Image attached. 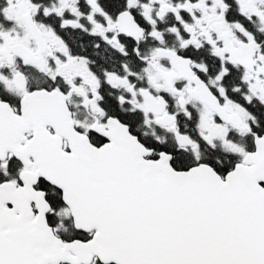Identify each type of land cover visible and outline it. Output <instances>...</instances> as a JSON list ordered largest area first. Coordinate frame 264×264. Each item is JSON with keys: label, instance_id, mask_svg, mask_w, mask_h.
<instances>
[{"label": "snow or ice", "instance_id": "snow-or-ice-1", "mask_svg": "<svg viewBox=\"0 0 264 264\" xmlns=\"http://www.w3.org/2000/svg\"><path fill=\"white\" fill-rule=\"evenodd\" d=\"M0 264H264V0H0Z\"/></svg>", "mask_w": 264, "mask_h": 264}]
</instances>
